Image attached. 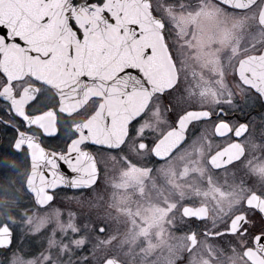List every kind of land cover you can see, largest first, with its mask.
<instances>
[{"label": "snow or ice", "instance_id": "1", "mask_svg": "<svg viewBox=\"0 0 264 264\" xmlns=\"http://www.w3.org/2000/svg\"><path fill=\"white\" fill-rule=\"evenodd\" d=\"M0 264H264V0H0Z\"/></svg>", "mask_w": 264, "mask_h": 264}]
</instances>
